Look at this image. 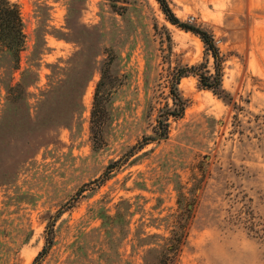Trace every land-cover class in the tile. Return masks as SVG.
<instances>
[{"label":"rangeland","instance_id":"1","mask_svg":"<svg viewBox=\"0 0 264 264\" xmlns=\"http://www.w3.org/2000/svg\"><path fill=\"white\" fill-rule=\"evenodd\" d=\"M11 1L24 23L22 69L37 28L57 37H45L34 62V127L18 137L10 110L0 126V264H264V0H169L181 20L212 31L239 107L183 77L182 115L141 149L171 105L173 69L212 67L199 37L170 24L155 0H131L122 16L102 0ZM78 51L100 52L97 67L110 58L116 77L93 146L98 70L79 99L70 82L52 90L46 79L47 64L65 66ZM4 102L0 88V114Z\"/></svg>","mask_w":264,"mask_h":264},{"label":"trees","instance_id":"2","mask_svg":"<svg viewBox=\"0 0 264 264\" xmlns=\"http://www.w3.org/2000/svg\"><path fill=\"white\" fill-rule=\"evenodd\" d=\"M102 1L108 4L112 12L121 16L127 12L129 6L132 4L131 0ZM155 1L170 24L185 31H190L199 37L206 51L212 57V67L205 68L206 66L199 64L176 66L173 69L170 74L169 85L171 105L165 104L158 110V124L154 130V135L143 142L139 146V149L156 138H166L168 133V118L170 116L179 117L182 115L186 106V100L180 94L178 84L183 77L197 75L202 88L209 90L224 104L231 105L236 109L239 107L232 94L223 87L220 51L212 31L205 26L181 20L172 10L169 0ZM47 35L53 34L45 29H36L34 47L28 57L27 66L22 69L20 53L25 46V33L20 8L17 3L11 0H0V88L4 91L5 99L0 114V126L3 124L7 112L10 110L13 115L11 119L12 130L18 137L27 135L34 127L28 103L29 88L37 87L39 79L38 73L34 69L37 64H34V62L48 50L45 39ZM53 36L57 37L55 34ZM104 51H109V49L104 48ZM99 54L100 52L97 51L89 59H77L78 56H81V53L78 51L74 54V57L65 62V66H60L58 63L47 64L49 73L46 74L47 85H52V90L57 88V86L61 87L70 82L74 89L73 98L79 99L92 73L95 69L98 70L99 79L94 86L89 116L92 146L98 143V138L102 135L108 123L110 117L109 104L116 88V77L111 67L112 61L106 56L99 67H97L96 58ZM82 61L83 64L80 63ZM203 68L205 70H202ZM57 69L61 70L59 76H56ZM16 73H19V77L14 81ZM59 215L60 213L53 215L52 220L46 225V244L38 255L44 253L46 248L52 244V226Z\"/></svg>","mask_w":264,"mask_h":264}]
</instances>
